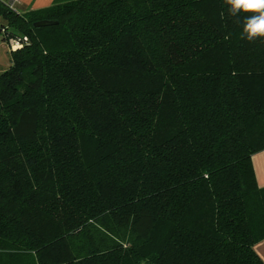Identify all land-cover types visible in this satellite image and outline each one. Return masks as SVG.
I'll return each instance as SVG.
<instances>
[{"label":"trees","instance_id":"1","mask_svg":"<svg viewBox=\"0 0 264 264\" xmlns=\"http://www.w3.org/2000/svg\"><path fill=\"white\" fill-rule=\"evenodd\" d=\"M224 0H0V264H264V39ZM41 20L56 24L35 28Z\"/></svg>","mask_w":264,"mask_h":264},{"label":"clouds","instance_id":"2","mask_svg":"<svg viewBox=\"0 0 264 264\" xmlns=\"http://www.w3.org/2000/svg\"><path fill=\"white\" fill-rule=\"evenodd\" d=\"M224 3L230 16L246 14L241 38L248 41L264 39V0H224Z\"/></svg>","mask_w":264,"mask_h":264},{"label":"crops","instance_id":"3","mask_svg":"<svg viewBox=\"0 0 264 264\" xmlns=\"http://www.w3.org/2000/svg\"><path fill=\"white\" fill-rule=\"evenodd\" d=\"M6 3L13 2V6L21 13L29 10H40L50 6L54 0H4ZM252 166L259 187L264 186V151L252 156ZM254 251L264 263V240L254 245Z\"/></svg>","mask_w":264,"mask_h":264},{"label":"rangeland","instance_id":"4","mask_svg":"<svg viewBox=\"0 0 264 264\" xmlns=\"http://www.w3.org/2000/svg\"><path fill=\"white\" fill-rule=\"evenodd\" d=\"M4 1V0H3ZM10 64V54L6 49L5 43L0 35V72L6 69Z\"/></svg>","mask_w":264,"mask_h":264},{"label":"built area","instance_id":"5","mask_svg":"<svg viewBox=\"0 0 264 264\" xmlns=\"http://www.w3.org/2000/svg\"><path fill=\"white\" fill-rule=\"evenodd\" d=\"M10 7L14 8L13 2L8 3ZM26 42V38L10 37L6 41L8 51H15L23 46Z\"/></svg>","mask_w":264,"mask_h":264},{"label":"water","instance_id":"6","mask_svg":"<svg viewBox=\"0 0 264 264\" xmlns=\"http://www.w3.org/2000/svg\"><path fill=\"white\" fill-rule=\"evenodd\" d=\"M56 24L55 21H50V20H41V21H37L35 23H33V26L35 28H41V27H46V26H51Z\"/></svg>","mask_w":264,"mask_h":264}]
</instances>
